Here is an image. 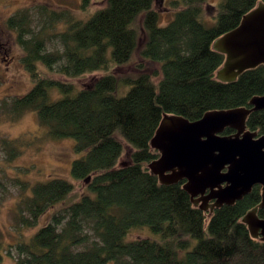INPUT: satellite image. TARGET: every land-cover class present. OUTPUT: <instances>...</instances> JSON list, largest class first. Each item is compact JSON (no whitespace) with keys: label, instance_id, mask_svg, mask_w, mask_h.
Returning <instances> with one entry per match:
<instances>
[{"label":"trees","instance_id":"trees-1","mask_svg":"<svg viewBox=\"0 0 264 264\" xmlns=\"http://www.w3.org/2000/svg\"><path fill=\"white\" fill-rule=\"evenodd\" d=\"M156 1L106 0L87 20L41 7L49 19L37 33L30 10L9 18L7 26L26 50L33 86L1 101L0 121L35 111L48 138L76 139L82 156L72 174L88 190L79 196L62 177L31 186L18 179L24 192L17 203L20 223L29 228L51 216L16 244L23 255L18 264H264V240L243 221L261 203V185L233 205L204 210L184 189L185 180L163 184L149 167L160 155L151 141L165 115L197 120L211 110L250 106L254 96L264 95V64L223 81L217 72L226 55L213 47L264 0H172L175 17L165 26ZM208 7L211 25L203 20H210ZM63 19L66 29L53 34L63 50L49 52L46 29ZM131 64L137 76L117 72ZM97 71L104 73L83 87L73 82ZM124 86L128 90L119 95ZM247 126L264 134V109L252 112ZM24 140L2 139L9 161ZM258 215L264 218V208ZM146 227L154 236L128 239ZM4 250L0 233V264Z\"/></svg>","mask_w":264,"mask_h":264},{"label":"water","instance_id":"water-1","mask_svg":"<svg viewBox=\"0 0 264 264\" xmlns=\"http://www.w3.org/2000/svg\"><path fill=\"white\" fill-rule=\"evenodd\" d=\"M214 49L226 55L217 72L223 81H234L245 70L264 64V2L248 12L241 24L219 37ZM264 109V95L254 96L250 106L211 110L197 120L165 115L152 147L159 151L150 163L163 184L185 180L184 189L204 210L233 205L262 186V201L243 218L255 238L264 240V134L247 126L249 115ZM227 128L235 130L227 135Z\"/></svg>","mask_w":264,"mask_h":264},{"label":"rangeland","instance_id":"rangeland-1","mask_svg":"<svg viewBox=\"0 0 264 264\" xmlns=\"http://www.w3.org/2000/svg\"><path fill=\"white\" fill-rule=\"evenodd\" d=\"M172 0H157L156 8L161 14L160 24L168 25L175 17L176 8L171 4ZM211 4H218L221 0H208ZM106 0H0V103L3 99L11 100L15 96L23 95L33 86L31 73L25 66L23 58L26 50L19 44L17 34L7 26L11 16L21 10H30L34 32L37 33L43 26V21L49 17L43 13L41 7L58 12H69L74 20H87L99 8L105 5ZM213 8L208 7L206 16L203 18L208 25L214 22L212 17ZM49 26L46 33V48L49 52L62 51L63 46L54 33L64 31L67 27L65 22ZM41 68L43 65L39 64ZM134 71V72H132ZM118 73H128L137 76L135 64L128 65L117 70ZM104 71L88 73L74 78L73 82L78 88L83 87L94 76H100ZM79 89H75L76 93ZM128 90L124 86L119 91L123 95ZM55 95H57L55 93ZM61 97V95L59 96ZM19 143L22 152L14 160H8V154L2 145L3 138H22ZM76 139L72 137L50 139L46 136V129L41 127L37 112L31 111L23 115L17 121H0V233L2 236L4 260L2 264H18L23 255H20L16 244L28 240L29 235L50 219V212L43 215L38 224L33 227H25L20 223L17 216V203L23 196L22 184L18 179L25 180L29 185L39 181H46L53 177H62L71 180L76 188L77 195L87 192L82 181L76 180L72 174L74 160L81 157L75 149ZM127 149V147H126ZM138 236H154L149 228L135 229L128 239ZM108 264H115L110 261Z\"/></svg>","mask_w":264,"mask_h":264}]
</instances>
